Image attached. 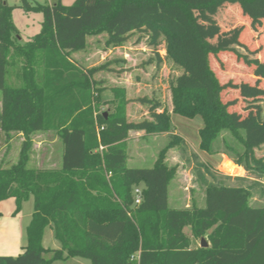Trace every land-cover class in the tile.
Instances as JSON below:
<instances>
[{
    "label": "trees",
    "instance_id": "1",
    "mask_svg": "<svg viewBox=\"0 0 264 264\" xmlns=\"http://www.w3.org/2000/svg\"><path fill=\"white\" fill-rule=\"evenodd\" d=\"M18 1L25 13H41L42 24L34 37L18 42L13 7L0 0V129L7 141L11 133L23 137L17 161L0 166V203L14 199L16 213L32 199L33 212L23 253L1 256L0 264H52L71 258L90 264H264V205L251 203L250 189L209 184L203 207L170 208L168 185L176 167L165 163L167 152L182 140L172 134L171 116L177 115L201 118V152L230 156L245 171L264 168L254 153L264 144V125L257 140L249 139L248 118L229 110L237 100L221 99L224 90L233 89L247 108L264 102V62L237 53L230 47L236 39L210 46L195 16L231 6L250 19L254 30L261 16L250 8L264 0H74L69 6L61 0L52 5ZM134 32L147 34L155 73L164 63L176 73L168 77L170 109L159 112L158 99L142 97L137 101L147 106V118L129 122L124 88H110L113 100H101L106 87L95 74L109 70L108 63L83 68L72 54L86 48L88 37L104 34L105 45L120 47ZM182 40L192 42L201 54L203 71L197 76L183 75L185 63L177 48ZM221 52L253 64L256 81L221 84L208 63L210 54ZM14 68L16 84L8 85L6 77ZM110 105L113 110L104 116L102 106ZM131 131L171 134L151 168L126 165L124 141ZM35 132H53L60 139V170L27 168ZM140 185L142 200L135 206L133 189ZM47 228L60 249L42 246ZM201 239L207 247H200Z\"/></svg>",
    "mask_w": 264,
    "mask_h": 264
},
{
    "label": "rangeland",
    "instance_id": "2",
    "mask_svg": "<svg viewBox=\"0 0 264 264\" xmlns=\"http://www.w3.org/2000/svg\"><path fill=\"white\" fill-rule=\"evenodd\" d=\"M29 1L31 3L37 2L39 4L52 5L56 0ZM6 2L9 6L13 7L12 21L17 30L16 37L18 42L24 43L39 33L42 24L41 13H25L19 8L20 2L18 0H6ZM73 2L74 0H61V4L65 6L71 5ZM250 11L255 15L261 16L254 30L250 26V19L243 17L239 8L231 6L218 7L206 13H196L195 16L199 30L205 33L210 46L215 44L213 46L215 48L222 41L236 39V42L232 43L230 47L234 48L237 53L245 56V58L251 62H264V4H255L250 8ZM164 21L167 26H171V21ZM183 35L185 36V32ZM106 39L107 37L104 34L87 38L88 46L96 53L92 58L93 64L100 63L101 57H104L102 64L108 63L109 70H102V73H105L104 75L106 76H114L115 73H120L117 71L119 69L117 62H121L122 60L127 68L120 67V69H125L123 71H127L126 74L131 77L138 76L141 83L138 89L139 91H136L137 87L131 84H128L126 87V97L130 99L126 108L128 121L138 122L145 118V116L147 117V115H143L146 113L147 106L140 102L138 103L135 99L155 97L161 100L163 105L168 107L170 99L168 77L176 72L164 63L159 71L155 73L154 51L151 46L148 45L149 39L147 34L144 32H134L129 36L123 46L120 47L105 45ZM177 48L181 52L182 59L185 63L183 75L187 77L197 76L203 71L201 54L192 42L182 40L180 44H177ZM109 50L111 51L110 54H108ZM157 50L161 57L165 55L163 44H160ZM124 54H127V59L123 58ZM208 63L210 69L214 72L221 84L227 82L237 84L247 82L253 84L257 79L255 66L253 64H245L242 59L237 58L231 52H221L217 55L210 54L208 56ZM132 65H134L135 68ZM133 68L136 69L134 72L132 71ZM16 69L10 70L9 77H6L8 85L16 84V80L14 79ZM154 73L156 74V78L154 77L155 79L151 78V75ZM107 85L117 86L116 83L111 80V77L107 79ZM260 85H263L262 80L260 81ZM221 99L223 102L232 99L237 100V103L231 106L229 110L240 112L242 117L248 118L250 124L248 125V138L257 140L259 138V129L264 125V102H259L256 107L247 108V103L241 102L238 97V91L233 89L224 90L221 93ZM112 110L113 106L111 105L101 108V111H105L106 113ZM172 122L177 126H172L173 132L178 129L179 133L186 136L189 142H186V148H183L184 146L179 144L174 148V151L166 155L168 163L167 159L165 161L169 166L176 163V160L178 161V164L175 166L176 172L174 178L168 185V206L170 208H183V201L187 196L194 198V200H199L206 185L209 184L246 186L251 191V203L255 206L264 205V168L257 167L252 171H245L241 167L245 171V178L232 181V179H234L233 177L240 173V170L232 164L234 163L232 157L223 154L208 155L196 148L199 142L198 130L202 126L200 117L188 120L173 115ZM153 136H155V138L152 137L149 140L143 141L140 138H136L135 132L128 133V137L124 141V144L127 153L126 165L129 168H151L159 151L165 147L171 139V136ZM31 139L32 146L29 153L27 168L36 169L42 158L44 161L47 160L50 166L56 165L58 162L59 145L56 143L42 144L41 142L44 141V137L40 136H32ZM18 143L20 144L19 139L15 137L9 149L5 152L2 150L0 151V160L1 157L4 159L3 162L0 163V166H10L17 161L20 150ZM139 144L140 146L141 144L143 145L141 151L139 150L140 152H138L137 148ZM192 145H195L194 148ZM220 147H222V145ZM254 153L255 158L262 159L264 164V144L256 149ZM186 175H188V177H186ZM109 177L110 174H107V178ZM200 177L205 179L206 183L205 180L202 182ZM138 188L142 189V186L140 185ZM186 188H188L187 191H185ZM2 207L3 211L6 207H8V209L10 208L13 216L20 215L21 218L18 221L22 224L21 237L25 246L27 244L26 227L30 222L33 212L32 199L24 202L21 209L16 213L14 199L6 200ZM184 232L186 234L189 233V229L185 228ZM14 241L15 243H12L14 245H8L7 248L4 247V245L0 246V254H8L6 256L17 257V253L20 250V243L19 240H17V236H15ZM42 246L46 249H60V244L54 238V233L51 228L45 230ZM195 246H197V244H195ZM52 264L90 263L88 260L82 258H71L67 261H56Z\"/></svg>",
    "mask_w": 264,
    "mask_h": 264
},
{
    "label": "crops",
    "instance_id": "3",
    "mask_svg": "<svg viewBox=\"0 0 264 264\" xmlns=\"http://www.w3.org/2000/svg\"><path fill=\"white\" fill-rule=\"evenodd\" d=\"M110 53H111V51L109 50L108 54H110ZM94 55H96V53H94V51L92 49H90V47L88 46V41H87L86 48L83 51L76 52V53L72 54V59L80 67H83V68H92V67L97 66V64H99V65H100V63L102 64V62L104 60V57H101L100 63L98 62L96 64H93L92 58L94 57ZM123 58L127 59V54H124V57ZM114 62H116V61H114ZM117 64L119 66V69L117 71L120 72V73H115L114 76L113 75L106 76V75H104L105 73H102V71H99V72H97L95 74L96 80L97 81H102V86L103 87H108L101 94V100H102V102H109V101H112L113 100V94H112V92L110 90V87L111 88L121 87V88H124L126 90V87L128 86V84H131L132 86H136L137 87V90L136 91H139L138 89L140 88L141 83H140V80H139L138 76L131 77L130 75H127L126 74L127 71H123L125 69H120V67L121 68H127V66L124 65V62L122 60H121V62H117ZM132 66H134V65H132ZM134 68H135V66H134ZM134 68L132 69L133 72H134V70H136ZM121 71H122V73H121ZM152 75H151V78H154V77L156 78V75L154 77ZM109 77H111V80L113 82H115L117 86H115V85L114 86H108L107 85V79ZM127 100L130 101V99H128V98H127ZM135 100L137 101V99H135ZM159 101L161 102V100H159ZM102 107H104V106H102ZM163 108L170 109V99H169L168 107L166 105H163V103L161 102V109L159 110V112ZM0 110H1V102H0ZM143 115L144 116L147 115V109H146V113H144ZM145 118H147V117L145 116ZM145 118H143V119H145ZM172 118H173V116H171V124L173 126L175 124L172 122ZM172 134L178 135L179 137H181L182 140L180 142V145L184 146L183 148H186V145H187L186 142H189L188 141V138L186 136L180 134L179 131H178V129L175 130V132H173V129H172ZM10 135H11V138L7 141L5 139V137H4L3 132L0 129V151L2 150V151L5 152L7 149H9V147L12 145V140L15 137H17L19 139L20 144L19 143L18 144H19V147H20L21 142L23 140L22 135L20 133H11ZM32 136L44 137V141L41 142L42 144H45V143H47V144L56 143V144L59 145L58 162H57V164L56 165H53V166H50L49 163H48V161L47 160L44 161V159L42 158V160H40V162L38 164V167L36 169H42V170H60V168H61V158H62V144H61L60 139L53 132H35ZM135 136H136L137 139L140 138L143 141L144 140H149L152 137L155 138V136H153V134L152 135H148V134H145L142 131L135 132ZM160 136L167 137V136H171V134H160ZM198 144H199V142L197 143L196 148L199 150ZM142 146H143L142 144H141V146L139 144V146L137 147L138 148V152L141 151ZM192 146L194 148L195 145H192ZM172 151H174V148L173 149H170L167 152L166 155H168V153L169 152H172ZM166 159L167 158H165V160ZM3 160L4 159L1 157L0 163L3 162ZM175 162L176 163H174L173 165L171 164V166H169L167 164L168 163V159H167V163L165 161V163L169 167H175L178 164V161L176 160ZM232 164L238 170H240V173L238 175H236L235 177H233L234 179H232V181H237L239 179L241 180V179L245 178L244 177L245 171L240 166H237L235 163H232ZM33 169H35V168H33ZM186 177H188V175H186ZM228 177H230V176H228ZM200 180L203 182L205 179H202V177H200ZM205 183H206V180H205ZM206 187H207V185H206ZM187 190H188V188L185 189V191H187ZM203 200H204V192H203V194H202V196H201V198L199 200H194V198L187 196L186 199L183 201V208H188L192 204H195L198 207H203V203H204ZM5 201H3V202L0 203V246H3L4 245V247L7 248L8 245L9 246L14 245L12 243H15L14 238H15V236H17V240H19V243H20L19 244L20 250L17 253V255H20V254L23 253V248L26 246V245L24 246V244L22 242V237H21L22 224L19 223V221H18V220H20L21 217H20L19 214L13 216L12 215V210H10V208L8 209V207L4 208L5 210L3 211V207L2 206L5 203ZM30 220H31V218H30ZM18 226H19V228H18ZM13 234H14V238H13ZM187 235L190 236V232L187 233ZM200 241L201 240H199L198 242H200ZM205 241H206V239H205ZM0 255L6 256L8 254H0ZM8 257H10V256H8Z\"/></svg>",
    "mask_w": 264,
    "mask_h": 264
},
{
    "label": "built area",
    "instance_id": "4",
    "mask_svg": "<svg viewBox=\"0 0 264 264\" xmlns=\"http://www.w3.org/2000/svg\"><path fill=\"white\" fill-rule=\"evenodd\" d=\"M102 147H100V150ZM133 196H134V205L138 206L141 203L142 200V189H139L138 187H135L133 189Z\"/></svg>",
    "mask_w": 264,
    "mask_h": 264
},
{
    "label": "water",
    "instance_id": "5",
    "mask_svg": "<svg viewBox=\"0 0 264 264\" xmlns=\"http://www.w3.org/2000/svg\"><path fill=\"white\" fill-rule=\"evenodd\" d=\"M107 115V113H104V116H106ZM208 246V244L206 243V241H205V239H201V241H200V247H207Z\"/></svg>",
    "mask_w": 264,
    "mask_h": 264
}]
</instances>
